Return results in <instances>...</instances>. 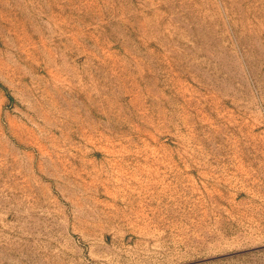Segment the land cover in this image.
<instances>
[{
    "label": "rangeland",
    "instance_id": "rangeland-1",
    "mask_svg": "<svg viewBox=\"0 0 264 264\" xmlns=\"http://www.w3.org/2000/svg\"><path fill=\"white\" fill-rule=\"evenodd\" d=\"M0 264H264V0H0Z\"/></svg>",
    "mask_w": 264,
    "mask_h": 264
}]
</instances>
